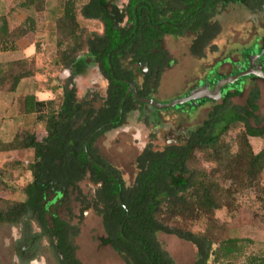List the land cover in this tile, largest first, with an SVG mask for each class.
I'll use <instances>...</instances> for the list:
<instances>
[{
  "label": "trees",
  "instance_id": "16d2710c",
  "mask_svg": "<svg viewBox=\"0 0 264 264\" xmlns=\"http://www.w3.org/2000/svg\"><path fill=\"white\" fill-rule=\"evenodd\" d=\"M52 1L61 4V8L54 11L58 47L55 65L59 68L71 70L75 67L76 74H84L88 67L82 58L85 55L112 80L113 70L118 76L124 73L123 60L147 51L152 45L151 37L148 41L144 39L142 0H132L123 9L114 6L110 10L100 0H20L18 7L44 12ZM79 7L84 18L98 19L102 23V33L88 32L81 26L77 17ZM156 20L154 17L149 25L148 33L152 36L159 34ZM45 27L34 17L27 16L19 26L11 29L8 15L0 16V52L27 48L29 44L23 46L27 38ZM163 33L174 32L167 27ZM38 74L36 56L0 62V91L14 94L24 81ZM126 88L121 81H114L106 97L94 95L90 99L89 95L80 97L77 86L67 83L62 87L58 108H54V100H49L37 102L36 108L28 110L38 113V123H45L43 138L35 130L21 129L11 142H0V152H34V161L26 169L30 180L23 186L19 185L17 175L23 167L21 161L8 162L0 169V192L21 191L24 195L22 201L0 196V226L21 228L19 258L32 260L46 248L43 246L46 241L59 252L56 259L82 264L77 257L75 239L80 235L85 213L92 209L103 220L107 235L104 243L110 244L125 264H176L158 239L159 234L191 243L196 248L194 264H264V256L247 254L242 245L246 240L220 239L221 226L216 217V212L224 208L231 214L235 212L239 194L248 190L263 191L264 150L256 153L251 144V137L264 136V118L257 114L260 90L252 92L244 108L228 116L221 115V106L215 108L182 146L142 156L134 164L133 184L120 187L119 181L94 174L101 169L93 168L89 172L81 166L91 163L85 149L92 135L120 116ZM237 95H241V91ZM240 125L242 131L234 139L237 151L233 153L225 136ZM198 155L215 167L211 170L200 167L195 163ZM87 175L100 196L97 201L87 197L80 199L78 184ZM72 188L74 193L79 191L78 200L83 204L78 222L72 224L71 220L57 214L49 219L51 207L69 195ZM120 192L128 211L120 202ZM55 193L57 198L47 203L49 196ZM202 219L208 222L206 231L195 233L189 229L188 225Z\"/></svg>",
  "mask_w": 264,
  "mask_h": 264
},
{
  "label": "rangeland",
  "instance_id": "374dc122",
  "mask_svg": "<svg viewBox=\"0 0 264 264\" xmlns=\"http://www.w3.org/2000/svg\"><path fill=\"white\" fill-rule=\"evenodd\" d=\"M119 5H122L125 0H111ZM17 0H0L1 13L3 10H7L16 5ZM61 8V4L57 1H52L47 4V10L44 12L31 11L29 15L34 17L38 22L44 24L46 27L42 31L32 34L27 38V41L23 43V46L30 44L32 48H36V58L39 67V74L36 78L30 80V86L33 89L35 86L37 93L41 94L42 99L47 100L52 98L54 100V108H58L61 103L63 94L62 87L66 84V79L69 76L67 69L59 68L55 65V59L57 56V37L55 17L57 14L55 10ZM4 11V12H5ZM19 16L15 17L19 22L21 18H24V13H18ZM78 21L81 26L88 32L102 33L103 26L100 22L95 20L85 19L81 12L80 7L77 12ZM258 33L259 35L264 34V12L261 14L253 15L248 9L238 5H231L229 10L223 17V34L222 40L224 45H227L229 54H235L241 46L251 44L253 35ZM169 49L184 54L187 52L189 43L185 39L181 40H170L167 41ZM219 45L221 43L219 42ZM253 47V45L251 46ZM31 49V52L32 50ZM250 50H252L250 48ZM247 50V54L251 51ZM17 54V53H14ZM252 56V55H250ZM87 63V70L84 74L79 76L78 81V92L80 97L89 89L95 92L104 94L106 82L101 79L96 65H93L91 59L88 56L82 57ZM216 58L210 56L208 61H199L192 58L183 59L185 67H176L171 72L165 75L161 88L157 92L156 98L160 103L171 102L178 97H182L184 93L181 91L185 87L184 79L196 80L202 74V67L210 65L215 61ZM230 69H222L224 75L228 74ZM245 80L247 85L245 87V94L242 97L233 99V104L244 108L246 106V98L249 92V79L242 77L237 83V87H241ZM235 85V84H234ZM233 86V85H232ZM258 89L260 90L261 97L258 102L259 111L257 114L264 118V81L258 82ZM51 94V95H50ZM6 96V95H5ZM3 96L0 101H4L5 104L11 106V97ZM182 107V106H181ZM180 108V107H178ZM176 108V109H178ZM150 109H152L150 107ZM169 110H160L162 115L170 117L173 112ZM148 111V110H146ZM154 113L156 110L154 109ZM208 116V109L201 110L196 115V119L186 123L200 125ZM130 121H133L130 118ZM251 125L255 126V122L251 121ZM263 125H261L262 127ZM37 133L40 138L46 135L45 123L40 122L37 125ZM168 128V127H167ZM117 131H112L104 135L98 142L101 146V155L103 158L113 164L126 174L125 180L130 185L135 178L134 161L136 158V149L133 148L132 138L128 135L118 134ZM242 131L241 125L231 130L226 136V141L231 145L233 153L237 151V146L234 143V139L237 134ZM251 144L256 153L264 150V136L257 138L251 137ZM195 163L199 164L200 167L207 170H211L215 167V164L203 161L202 157L198 155ZM21 161L23 167L17 171V175L20 177L19 185L23 186L30 178L27 175L26 169L30 163L34 161V152L32 150L8 154L7 157L2 158L0 155V169L6 161ZM89 183V182H88ZM261 185L263 191L248 190L244 193L239 194L237 199V209L232 214L229 213L225 208L216 212V217L220 224L219 237L220 239H240L246 240L243 246L248 255L264 256V174L261 177ZM87 186V189H86ZM85 190L94 193L96 187L92 184H86ZM0 196L4 199L24 200V195L21 191L16 193L0 192ZM69 209H72L73 214L69 213ZM55 215V208L52 207L49 210V219ZM58 215L65 219L71 220L73 223L78 222L79 210L76 203H67L65 208L60 209ZM72 215V216H71ZM71 216V217H70ZM208 222L206 219L195 222L188 225L195 233H202L206 231ZM38 230V229H37ZM80 235L75 239L77 246V257L82 264H125L120 255H118L110 245L104 243L107 238L103 220L92 210L85 214V218L80 227ZM21 238L20 227L0 226V264H20L19 260L14 252L16 241ZM158 239L164 244L166 250L169 252L171 257L174 259L176 264H194L196 260V248L186 241L180 240L174 236L165 234H159ZM43 258L35 261L33 264H53L51 256L49 255L47 246L48 242L43 243Z\"/></svg>",
  "mask_w": 264,
  "mask_h": 264
},
{
  "label": "flooded vegetation",
  "instance_id": "af4514ba",
  "mask_svg": "<svg viewBox=\"0 0 264 264\" xmlns=\"http://www.w3.org/2000/svg\"><path fill=\"white\" fill-rule=\"evenodd\" d=\"M131 1L132 0H125L122 5H119L111 0H100L101 4H103L108 10L113 9L114 6L123 9L130 5ZM142 4L144 5L145 10L144 23L146 32L144 34V39L148 41L150 40L149 37H151L152 45L147 51L143 53H135V55H133L134 57H129L123 60L121 63H123L124 73L121 72L118 76L116 70H113L111 74L114 80H111L108 75L102 74L98 64L91 60L93 65H96L97 70L101 75V79L106 82L105 92L104 94H100L99 92L89 89L83 96L85 97L86 95H89L90 99H92L94 95L106 97L109 86L114 81H121L127 86L124 105V100L122 102V108L124 110L122 119L120 110V116L118 119L106 124L110 126L105 127L99 133L100 135L98 134L95 137L96 139L93 138L95 141L92 146H89V144L93 139L89 142L88 146L86 145L85 150L91 163L81 166L83 169H89V172L90 170L92 171L93 168L101 169V172H99L100 174L98 172L94 174H97V176L103 175L104 177L109 176L112 180L119 181L121 187L131 186L134 179L132 183L128 185L125 180L126 174L121 168H118L115 164L103 158L100 150L101 146L98 145V142L104 135L120 129V131L117 132L118 134L130 136L133 141L132 146L136 149L134 164L138 162L142 156L147 154L157 152L158 150L162 151L170 147L174 148L182 146L190 140L193 133L203 125L218 106H221V115L225 116H228V114L233 111H240V109H242L239 106L234 105L232 101L245 94L247 80H245L241 87L236 86L241 78L235 83V85L227 86L226 91L225 89L223 90V95L218 101L202 100L196 105L187 104L178 109H171L170 111L173 112V115L170 117L163 116L161 113L162 111L160 110L154 113V109L156 108L139 102L135 97V93H137L139 99L150 98L157 101L156 98L158 97L156 94L161 88L165 75L176 67L184 68L186 63L183 62V59L187 58L205 62L208 61L210 56H213L216 59L210 65L202 67V74L196 80L184 79V81H186L185 87L181 90L184 93L183 98L188 97L198 88L208 87L211 90H214L221 79L236 76L245 72L250 65V62L248 61L250 55L256 57L263 54L258 61L262 62V69L264 72V34L259 35L258 33H255L251 44L241 46L234 55L229 54L228 47L227 45H224L222 40L223 17L231 5L241 6L248 9L253 15H256L264 12V0H142ZM153 10H156L155 15L153 14ZM171 16L174 17L173 20L169 19ZM154 17L157 19L156 25L158 26L157 31L159 34L152 36L148 33V29L150 23H153ZM87 20L100 22L98 19ZM167 27H170L174 33H163V30ZM181 39H185L189 43L187 52L180 54L179 52L169 49L167 41ZM219 42L221 45H219ZM252 45L253 47H251ZM248 48L249 50L250 48L252 49L249 54L246 53ZM258 61L255 60V62ZM228 68L230 69L228 74L224 75L221 70ZM68 71L70 74L66 79V84L73 83L78 88L77 80L81 75L76 74L75 67ZM246 79L250 80L248 83L249 92L246 98L247 101L252 92L258 89V82L264 81V79L251 75L247 76ZM239 91H241V95H237V92ZM177 99H182V97H178ZM124 107L126 109H124ZM150 107L152 109H150ZM205 109H208V116L202 124L198 126L194 124L186 125L189 121L196 119L197 113ZM130 118L133 121H130ZM133 169L135 170V165ZM88 177L89 175L84 177L78 184L79 191H81L82 194L80 195V199L84 200L87 197L89 200L97 201L100 198L97 192L95 193L94 191V193H91L90 191L88 192L85 190L86 184H92ZM78 193H74V188H72L69 195L64 196L60 203L53 206L55 208V214L58 215L60 209L65 208V205L71 202L77 204L80 212L83 208V204L78 200ZM58 194H60V192H58ZM56 198L57 193L52 194L47 199V203H51ZM70 210L72 209H69V213ZM92 211L95 212L94 210ZM72 224L76 223L72 222ZM19 247L20 244L18 240L15 243L14 252L20 264H33L35 261L43 258L42 252L29 261L27 258L20 259L19 254L17 253ZM47 249L53 264H69L70 261L63 258L61 260L56 259V255L59 254V252H57V250L49 243ZM25 250L28 253L30 252L27 248H25Z\"/></svg>",
  "mask_w": 264,
  "mask_h": 264
},
{
  "label": "crops",
  "instance_id": "0c3cea01",
  "mask_svg": "<svg viewBox=\"0 0 264 264\" xmlns=\"http://www.w3.org/2000/svg\"><path fill=\"white\" fill-rule=\"evenodd\" d=\"M15 1V0H14ZM18 2L20 0H17L16 5L13 4V6L6 11L3 10V14L1 13V8L3 7L0 3V16L8 15L9 24L11 29L19 26L27 16L29 15V12L34 10H22L18 7ZM5 11V12H4ZM26 13L24 18H21L19 22H15L17 20L19 14L18 13ZM2 34H0L1 36ZM32 46L30 44L27 48L23 50H18L14 52H0V62L1 63H7L19 59H25L32 56H36V48L31 52ZM17 53V54H14ZM30 80L24 81L18 91L14 94H8L0 91V99L5 97H11V106L5 104L4 101H0V142H11L14 138L17 132L21 129H30L37 131V116L38 113H30L28 110L31 108H36L37 102H47L49 100H52V98H49L47 100L42 99L41 94L37 93V89L34 86L33 89H25L26 85L30 86ZM51 95V94H50ZM43 112H46V109H43ZM28 151V150H26ZM24 151H10V152H0V155L2 158L7 157L8 154L13 153H19ZM15 161V160H14ZM12 161H6L3 166ZM2 166V167H3Z\"/></svg>",
  "mask_w": 264,
  "mask_h": 264
},
{
  "label": "water",
  "instance_id": "95a60500",
  "mask_svg": "<svg viewBox=\"0 0 264 264\" xmlns=\"http://www.w3.org/2000/svg\"><path fill=\"white\" fill-rule=\"evenodd\" d=\"M262 55L263 54L258 55L256 57L250 56L248 58V61L250 62V65H249V68L245 72H242V73H240V74H238L236 76H230L228 78L221 79L217 83L216 88L214 90H211L208 87L207 88H198L195 91H193L188 97L182 98V99H177V100H174V101L166 103V104L157 102V101H155L153 99H150V98L139 99L137 93H135V97H136V99L139 102L151 105L154 108H156L157 110L176 109L178 107H181V106H184V105H187V104L196 105L202 100L218 101L223 95V90L225 89V91H226V87L227 86L234 85L242 77H247V76L251 75V76H254V77H258V78L264 79V72H263V69H262V62L258 61L260 59V57H262ZM255 60L258 61V62H255ZM124 103H125V100L123 102V105H124ZM123 112H124V110L122 108L121 109V119H122V116H123ZM107 126H110V125H106V126L100 128V129H98L92 135L90 140L88 141L87 146H88L89 142L93 138H95ZM120 187H121V184H120ZM119 199H120V202L122 203L123 207L126 209V211H128L127 207L122 202V194H121V192L119 194ZM124 225H125V222L121 225V233H123ZM124 238H125V240H127L126 237H124ZM138 248H140V247H138ZM143 253H144L145 257L151 262L150 257L144 251H143Z\"/></svg>",
  "mask_w": 264,
  "mask_h": 264
}]
</instances>
